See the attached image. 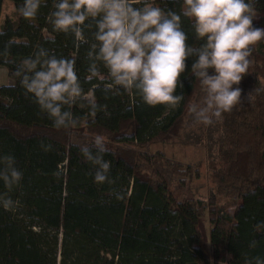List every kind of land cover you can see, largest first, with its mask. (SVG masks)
I'll return each instance as SVG.
<instances>
[{"label":"trees","instance_id":"trees-1","mask_svg":"<svg viewBox=\"0 0 264 264\" xmlns=\"http://www.w3.org/2000/svg\"><path fill=\"white\" fill-rule=\"evenodd\" d=\"M5 1L16 17H4L0 27V67L8 79L0 85V154L15 157L23 179L9 193L15 207H0V264H222L226 257L228 264H245L264 257V229L255 227L264 221V40L253 46L252 70L234 85L242 89L241 102L216 126L211 178L219 195L237 199L229 212L212 197L176 200L171 180L197 178V167L146 149L182 126L191 102L201 99L198 80L181 75L183 87L178 85L176 92L183 99L175 108L148 106L134 92L84 82L85 95L106 105V112L92 116L84 101L72 108L78 125L56 129L15 70L44 47L57 56L75 57L83 81L91 31L85 30L89 44L77 46L71 33L52 32L46 19L51 0L31 20L19 14L23 0H0V8ZM162 6L179 11L180 0ZM254 8L264 12V0H254ZM183 27L188 42L199 43L186 18ZM194 59L187 58L186 72ZM84 130L115 143L105 154L113 183L93 182L94 167L75 146L91 141ZM42 144L51 147L45 150ZM129 145L139 148L135 157L128 155ZM0 191H6L2 183ZM252 240L258 242L254 248L249 247Z\"/></svg>","mask_w":264,"mask_h":264},{"label":"clouds","instance_id":"clouds-1","mask_svg":"<svg viewBox=\"0 0 264 264\" xmlns=\"http://www.w3.org/2000/svg\"><path fill=\"white\" fill-rule=\"evenodd\" d=\"M47 2L23 0L19 14L31 20ZM165 3L166 0H51L52 10L46 19L52 32L71 33L78 46L89 44L85 30L91 31L89 64L83 81L75 57L57 56L44 47L25 57L14 75L54 128L71 129L79 123L72 108L84 101L92 116L106 112V105L85 95L84 82H96L97 86L103 83L117 92H134L148 106L175 108L183 99L176 92L178 85L183 87L181 75L190 74L198 80L204 95L188 111L195 121L211 125L214 118L241 102L242 89L234 85H239L248 73L253 46L264 40V28L253 25L257 15L254 0H180L179 11L162 6ZM184 18L190 21L199 43L188 42ZM189 57L195 59L186 72ZM75 146L93 165L94 183H113L103 135H95L90 142H76ZM42 147L48 150L51 145ZM22 179L15 157L0 154V183L6 190L0 191V207H15L9 193ZM255 227L264 229V221ZM257 243L252 240L249 247ZM245 264H264V257H252Z\"/></svg>","mask_w":264,"mask_h":264},{"label":"rangeland","instance_id":"rangeland-1","mask_svg":"<svg viewBox=\"0 0 264 264\" xmlns=\"http://www.w3.org/2000/svg\"><path fill=\"white\" fill-rule=\"evenodd\" d=\"M12 17L15 19L16 11L10 2H4L0 8V27L3 24L4 17ZM254 23L262 24L264 28V12L257 14L253 19ZM251 60V59H250ZM252 60L249 66V70H252ZM8 83L6 69L0 67V85H6ZM204 93L200 96L201 99L198 101H192L193 103H200L203 99ZM219 119V118H218ZM214 118V120H218ZM216 126H220V119L218 123L213 122L211 125H205L195 121L188 109L182 122V126L178 128L177 132H173L171 137L159 141L158 143H152L146 146L148 151H160L163 152L165 158L174 163L180 162L182 165L190 164L196 166L199 172V177L195 178L191 175L190 178H183V186H181L177 179H173L170 182V191L176 200L184 199H200L206 202L212 197L216 203L220 206H224L229 212L234 210V207L238 203L237 199L230 196L219 195L216 191V184L211 178V163L212 157L216 153V139L218 136V129ZM86 137L91 139L95 135H90L86 132ZM106 146L114 145L115 143L110 142L105 136ZM129 150L128 155L135 157L136 148L134 145L127 146ZM145 149V148H141ZM204 226L206 232L209 230V225L207 222V213L205 212L203 216ZM208 236V233H207ZM208 250L209 246H208ZM228 257L222 264H228Z\"/></svg>","mask_w":264,"mask_h":264}]
</instances>
